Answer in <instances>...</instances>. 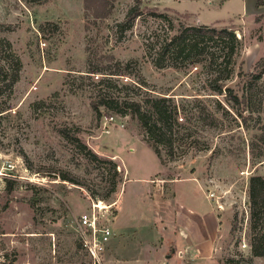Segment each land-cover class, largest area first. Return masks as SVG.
Here are the masks:
<instances>
[{
  "label": "rangeland",
  "instance_id": "1",
  "mask_svg": "<svg viewBox=\"0 0 264 264\" xmlns=\"http://www.w3.org/2000/svg\"><path fill=\"white\" fill-rule=\"evenodd\" d=\"M134 2L0 0V37L10 41L22 65L13 97L5 101L11 112L0 119V264H93L81 242L80 214L95 209L99 224L111 226L119 195L125 220L138 212L134 200L137 209L144 206L137 187H154L150 198H165L169 208L171 187L180 181L200 187L217 214L218 236L203 264H225L229 256L243 264H264V256H252L247 238L249 178L264 174V104L245 125L236 115L242 106L217 104L222 97L212 94L205 69L156 68L145 56L143 37L159 19L144 15L120 37L115 32ZM141 2L167 13L175 25L204 23L233 30L240 46L226 84L235 90L240 86L236 73L252 71L264 57V0ZM88 53L100 66L129 62L130 79L139 78L153 93L184 104L189 139L208 149L173 160L163 152L161 162L134 117H107L105 111L96 115L90 106L92 80L84 73ZM209 111L217 120L207 126L199 115L206 117ZM88 150L103 161L91 159ZM113 181L116 189L106 196ZM160 222L156 216V227ZM126 235L130 243L138 241V234ZM187 246H175L169 264H192ZM172 247L167 245L162 256L172 253ZM179 250L185 255L179 256Z\"/></svg>",
  "mask_w": 264,
  "mask_h": 264
},
{
  "label": "trees",
  "instance_id": "2",
  "mask_svg": "<svg viewBox=\"0 0 264 264\" xmlns=\"http://www.w3.org/2000/svg\"><path fill=\"white\" fill-rule=\"evenodd\" d=\"M144 15L153 16L160 22L149 28L143 37L145 56L156 68L197 65L205 69L210 74L208 82L212 94L222 97L216 100L217 104L225 102L229 108L242 106L236 115L242 118L245 125L248 118H252L253 112L260 111L259 108L264 104V57L256 62L252 71L239 70L236 73L240 82L237 90L226 84L233 74L234 57L240 46V40L233 30L226 27L218 29L204 23L189 25L179 22L175 25L167 13L143 4L141 0H135L124 18L115 24V32L120 37L132 29L136 19ZM112 61L111 65L100 66L89 53L87 55L84 73L88 76L85 78L92 80L90 106L96 115L101 116L105 111L109 113L105 115L107 117L111 114H129L134 117L143 131L145 141L161 158V162H164L163 152L173 160L183 157L190 150L208 149L207 145L199 147L197 141L189 139L191 125L184 111V104L173 96L153 93L146 87L145 81L139 78L130 79L129 62ZM21 66V60L10 41L0 37V119L11 112L5 101L13 97ZM83 76L81 74L80 78H84ZM120 77L127 79L120 81ZM194 101L200 100L196 98ZM209 112L203 118L199 115V120L207 126L217 120L214 113ZM60 130L63 136L75 139L81 144L79 139L69 134L66 129ZM88 154L91 159L103 161L91 150H88ZM114 169L115 166L112 165L111 170ZM62 179L75 182L66 176ZM115 189L116 183L113 181L106 196L111 195ZM247 196L248 245L252 256H264V174L252 175L249 178ZM234 219L236 220V213ZM224 263L243 264L232 256L227 257Z\"/></svg>",
  "mask_w": 264,
  "mask_h": 264
},
{
  "label": "crops",
  "instance_id": "3",
  "mask_svg": "<svg viewBox=\"0 0 264 264\" xmlns=\"http://www.w3.org/2000/svg\"><path fill=\"white\" fill-rule=\"evenodd\" d=\"M180 183L171 187L169 208L166 207L165 198L156 197L155 194V197L150 198L149 193H156L154 187H137L139 195L134 190L133 196L135 198L138 195L144 206L137 209L134 200V210L138 212H130L125 220L121 218L125 207L120 204L118 195L117 213L111 223L113 236L106 245L103 264H169L175 246L183 247V244L188 245L186 255L190 256L189 261L203 264L218 236L220 225L217 214L200 187H188ZM169 212L171 219H166ZM156 216L163 220L160 227H156ZM127 233L138 234V241H127ZM160 235H165L168 241L162 240ZM169 244L173 246L172 253L162 256ZM157 251L160 253L159 259L155 256ZM181 253L185 255L184 250H179L178 255Z\"/></svg>",
  "mask_w": 264,
  "mask_h": 264
},
{
  "label": "built area",
  "instance_id": "4",
  "mask_svg": "<svg viewBox=\"0 0 264 264\" xmlns=\"http://www.w3.org/2000/svg\"><path fill=\"white\" fill-rule=\"evenodd\" d=\"M98 217V213L94 209L80 214L77 220L82 245L91 257L93 264H102L106 245L113 236L111 226L99 224Z\"/></svg>",
  "mask_w": 264,
  "mask_h": 264
},
{
  "label": "bare ground",
  "instance_id": "5",
  "mask_svg": "<svg viewBox=\"0 0 264 264\" xmlns=\"http://www.w3.org/2000/svg\"><path fill=\"white\" fill-rule=\"evenodd\" d=\"M98 204H96L95 206H97ZM99 205H102V203L100 202Z\"/></svg>",
  "mask_w": 264,
  "mask_h": 264
}]
</instances>
